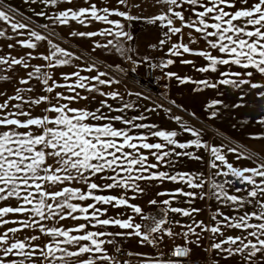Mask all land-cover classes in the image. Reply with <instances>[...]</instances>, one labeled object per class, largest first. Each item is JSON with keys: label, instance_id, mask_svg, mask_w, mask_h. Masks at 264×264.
<instances>
[{"label": "snow or ice", "instance_id": "snow-or-ice-1", "mask_svg": "<svg viewBox=\"0 0 264 264\" xmlns=\"http://www.w3.org/2000/svg\"><path fill=\"white\" fill-rule=\"evenodd\" d=\"M31 2L35 3L37 0ZM39 2L45 7L57 8L61 3H71V0ZM163 2L169 5L167 12L150 18L133 17L128 12L121 11L119 7L98 6L94 0H85L86 6L75 9L57 8L51 16H47L44 11L35 15L46 17L56 25H68L75 21L87 26L97 21L113 26L93 32L73 31L70 35L113 37L105 44L96 42L94 48L111 47L121 55L127 51L121 40H131L132 36L124 30L120 20L110 19L111 16L129 21L146 19V22L152 24L159 22L161 27L168 29L163 34L164 38L159 41L160 46L169 43L172 36L178 35V41L171 44L167 55L182 57L184 54H191L206 60V64L196 68V71L216 73L221 65H236L244 70L251 68L264 77V0ZM116 4L127 6V0H116ZM185 11L189 12L187 18ZM176 20L180 21L179 27L175 25ZM0 22L9 25L15 34L8 36L6 30L0 28V38L12 40L15 37H26L15 39V44L9 43V49L16 45L36 49L37 42L47 40L46 36L31 28L29 24L18 20L13 10L4 5L2 0ZM184 28L190 29L188 43L183 42ZM192 32L205 41L207 48L190 47V44L198 42L192 38ZM48 44V55L41 54L39 57L47 62L45 65H31L29 61L36 58L32 52L19 58L0 56V80H9L10 77L5 73L15 66L31 68L27 77L19 80V84L29 85L30 81L35 79L47 93L29 97L25 93L32 92L31 87L17 88L14 95L6 96L3 102H0V202H16L15 206H0V264H118L107 253L105 245L113 243L108 237L136 236L141 238V242L154 243L149 239L151 233H163L173 241L182 238L185 243H174L173 260H145L141 264H181V258L190 252L187 247L190 243L188 237L196 234L197 229L210 232L213 237H223L211 244L212 250L226 253L229 257L239 256L240 264H264V160L244 153L236 147H228L227 151L235 153L238 160L249 159L255 164L253 167L238 168L228 162L222 151L223 145L212 146L202 142L200 132L186 124H181V128L190 132L196 139L181 143L175 139L178 135L176 131L152 130L156 125L138 123L137 121H143L146 117L124 115L126 110L134 107L132 103L124 102L122 106L115 108L108 103V99L123 101V97L117 91L104 92L101 89L100 86L119 83L112 79H103L102 77L108 75L106 72L97 70V74L91 77L82 76L80 71L62 73L65 83H58L46 69L70 65L73 59L81 57H76L74 53L51 40H48ZM213 50L218 55H213ZM174 62L169 58L151 66L166 69ZM181 63L193 64V61L182 59ZM84 70H96L95 63ZM253 74V71H223L219 72L222 78L216 82L207 79L194 81L191 77L181 78L172 72L165 75L169 78L176 76L180 83H195L198 85L197 90H200L199 86L216 88L218 85L264 88V84L251 81ZM57 88H66L72 94L65 95L56 91ZM78 89L89 93L96 92L105 99L99 101V107L95 110L71 107L72 102L89 99L82 96ZM54 92V97L48 95ZM135 95L139 96L140 93ZM259 95L264 97V92ZM0 96H5V93L0 92ZM61 100L68 103H60ZM217 103L219 101H212L208 107ZM41 104L48 105L44 114L33 116L30 109ZM105 108L107 113L103 111ZM113 112L118 114L111 115ZM215 115L213 112L212 116ZM173 119L177 122L181 120L178 116ZM115 122H120L124 127L117 128ZM258 123L264 125V117H261ZM136 129H146L148 132L136 134ZM150 136L160 138L162 142H148ZM192 146L207 149L211 154L209 168L213 171L207 177L203 173L170 174L161 170L163 166H173V156L201 159L188 151H176L177 148L186 150ZM149 157L155 162H151ZM141 181H170L191 189L178 187L172 191L160 192L157 195L167 196L168 199L149 201L151 205L159 203L165 206V218L155 220L149 233H143L142 225L135 223L132 216H107L109 207H127L144 218L141 207L130 203V200L144 191L140 186ZM74 183L79 186H74ZM53 187H57V190H52ZM113 189L122 190L121 194H105ZM197 189L199 192L195 191ZM128 191L134 195L129 197ZM179 197L186 198L184 202L190 207H172V202ZM197 198L214 199L236 214L226 215L217 208L212 215L214 223L211 225H206L203 221H192L182 226L186 231L179 233L163 227L168 222V212L190 218L198 213L200 209L191 207ZM87 201L91 202L85 203ZM9 216L14 218L8 219ZM68 219L83 222L72 227L60 224ZM48 221L54 222L53 226H49ZM9 224L15 226L7 227ZM107 226L127 231L113 233L92 230ZM225 228L238 230L239 234L224 237ZM27 231L39 234L24 235L23 238L17 235ZM42 236L49 239L43 244L36 243ZM160 240H163V236H160Z\"/></svg>", "mask_w": 264, "mask_h": 264}, {"label": "crops", "instance_id": "crops-1", "mask_svg": "<svg viewBox=\"0 0 264 264\" xmlns=\"http://www.w3.org/2000/svg\"><path fill=\"white\" fill-rule=\"evenodd\" d=\"M19 3L15 6L16 10H26L31 16V22L34 27V30L40 32L41 29H44V25H48L46 29L56 34L60 37L64 43L61 45L55 40H51L53 43L60 45L66 50L75 54L76 57H81V59H73L70 65L59 66L55 69H46L49 74L55 79L58 83H65L62 78V73H72L74 71H80L82 76H95L97 70L101 72H106L108 75L102 77L103 79H112L119 81V83H113L110 86H100L104 92L117 91L123 97V101L120 100H111L108 99V103L111 104L114 108L122 106V103L128 102L132 103L134 107L132 109L126 110L124 115L128 117L140 116L143 115L146 117L143 121H137L138 123H147L150 125H156L155 129L152 130H164V131H176L178 133L177 139L178 142L186 143L193 139H196L190 132H185L181 128V124H186L193 129L200 132V139L202 142H206L212 146H221L223 145L222 151L225 155L229 156V162L232 163L235 167L244 168V167H253L255 164L245 162L244 158L237 159L235 153H230L227 151L228 147H236L242 152L246 153L247 149L250 148L255 150L259 155H263V146H264V125L258 123V120L263 115L264 109V98L255 99V103H252L251 100L253 97H235L231 95L233 90L241 92L242 90H247L248 85H243L240 88H235L230 85H218L216 88H205L199 86L200 90H197L198 85L195 83H180L176 76L171 78L167 77L165 74L167 72L176 73L177 76L191 77L194 81L199 80H210L211 82H216L221 79L219 72L230 71L234 72L232 68H240L236 65L230 66H219V70L216 73L207 72L201 73L196 71V68L204 66L206 60L203 57L184 54L182 57H170L167 55L168 49L172 43L178 41V35L171 37L169 43L164 44L163 46L159 45V41L164 38L163 34L168 31L166 27H161L160 23L156 24L146 22V19H138L129 21L122 17L111 16L110 19L120 20L124 25V30L128 32L131 36V40H121L124 48L127 49L124 55L116 52L114 48H94L96 42L105 44L108 39H113L110 36H95V37H80V36H71L70 33L73 31L77 32H93L99 31L102 28L113 27L106 25L102 22L94 21L87 26H82L75 21L70 22L68 25H56L53 24L46 17H41L35 15L40 11H44L47 16L53 15V13L59 9L64 8H79L86 6L85 0H71V3H61L57 8L51 6L45 7L42 3L37 0L33 3L31 0H17ZM98 3V6H109V7H119L121 11L128 12L133 17H142L150 18L161 12H167L169 5L163 2V0H127V6H121L116 4V0H94ZM187 9V5L184 6ZM179 10V9H178ZM189 12L185 11L186 18L188 17ZM175 25L180 26V21L176 20ZM2 26H5V23L2 22ZM1 26V27H2ZM189 32L190 29H183V42H189ZM41 33V32H40ZM42 34V33H41ZM43 35V34H42ZM26 37H16V39H23ZM192 38L196 39L198 42L190 44V47L193 49H205L207 45L203 39L199 37L198 34L192 32ZM47 39L45 41L37 42L38 46L36 49H26L16 45L18 52H15L13 57L19 58L20 56L25 55L28 52H32L33 58L29 61L31 65H45L47 62L43 59H40V55H48L50 45L48 44ZM156 47H153V46ZM213 55H218L217 52L213 50ZM127 57H130L128 59ZM147 58V59H145ZM173 59L175 62L172 65H169L168 68L154 67L156 70V76L159 81V87L156 93L153 96L145 95L137 90L130 89L123 81L125 72L128 70L135 69L140 71L146 66L159 64L162 60ZM191 60L193 64H182L181 60ZM137 62V63H134ZM95 63L96 70L92 72L85 71L87 67ZM32 69H24L22 66H15L12 69L11 73L15 74V81L18 87L19 78L27 77V72ZM241 69L239 72L248 71ZM246 78V77H244ZM75 79V78H73ZM32 92H29L31 97H35L41 94H47L43 91V87L35 79L30 81ZM29 83V84H30ZM51 83V81L49 82ZM94 83V81H93ZM23 86V85H21ZM24 88V86L22 87ZM56 91L63 92L65 95H71L66 88H57ZM78 92L82 96L89 97L88 100H78L70 104L71 107L75 108H87L89 110H95L99 107V101L105 99L101 97L98 93L93 92L89 93L83 89H78ZM132 93L133 95H129ZM135 93H140L139 96ZM51 97L55 96V92L48 94ZM95 97V99H92ZM212 101H219L213 107H208ZM53 102H55L53 100ZM174 102V103H173ZM60 103H68V101L61 100ZM48 107L47 104H41L39 106H33L30 111L33 116H40L44 114V109ZM146 109H155L154 111H146ZM251 109L255 112H252ZM170 110V111H169ZM105 113L108 110L105 108L103 110ZM215 112L216 115L212 116V113ZM111 115H116L118 113H110ZM254 119H249L255 115H259ZM49 115H55L54 113H49ZM180 117V122H177L173 117ZM117 128L124 127L120 122H115ZM146 129H136L134 133H146ZM236 141L241 146L232 145V141ZM218 141V142H217ZM148 142H162L160 138L149 137ZM250 145V147H249ZM243 146V147H242ZM147 151V150H145ZM176 151H188L191 152L194 156L208 155L211 157L210 152L207 149L200 148L197 149L195 146H192L189 149L181 150L176 149ZM151 162H155L149 157ZM179 159L181 157H172L174 164H179ZM212 159V157H211ZM52 161L50 160L49 163ZM198 168L201 170V167L204 165L203 162L197 161ZM167 166H163L161 170L168 171ZM210 174L211 170L209 168V162L206 167ZM183 171V167L179 168ZM193 170V169H189ZM203 170V168H202ZM197 174V173H196ZM207 177L206 175H204ZM220 179V178H217ZM74 186H79L74 183ZM141 188L144 191L136 195L135 199L130 200V203L136 204L141 207L143 217L132 212L130 208H108L107 216L114 217L120 215L121 218H127L132 216L135 223L142 225L141 231L143 233H149L150 228L154 226L155 220L165 218L164 217V208L162 204L151 205L149 201L157 200L162 201L163 199H168L167 196L157 195L160 192L172 191L178 187H184L185 185L173 183L170 181H141ZM52 190H57V187H53ZM122 190H109L105 194H121ZM199 192V190H195ZM129 197L133 196L134 193L131 191L127 192ZM186 198L179 197L177 200L173 201L172 207H182L188 208L189 204L184 202ZM87 201L85 203H90ZM15 200H10L7 202H0V206L5 204H11L15 206ZM191 207L200 209L198 213H195L191 218L184 217L177 213L168 212L167 214V223L163 225L165 229L171 228L173 232L179 233L181 231H186V228L182 226L192 223V221H203L206 225H211L214 223L212 220V215L217 208H220L222 212L226 215H234V211L228 207H225L219 204L214 199H205L201 200L199 198L195 199L191 204ZM8 219H13L14 217H7ZM219 219V217L217 218ZM83 221H73L71 219L61 221L60 224L65 227H72L77 223H82ZM49 226H53L52 221L47 222ZM15 225L9 224L7 227H13ZM59 226V225H57ZM2 230V229H0ZM92 230H101L106 232H123L127 230L119 229L115 226H107L103 229L96 228ZM224 237L226 236H235L238 235V230L225 228L223 229ZM39 234L33 231H27L24 233H18L17 235L23 238L24 235H33ZM160 236H163V240H160ZM223 237L216 236L213 237V234L210 232H201L200 229L196 230V234L189 235L187 247L190 249L189 256L192 260H197L203 264H240L239 256L229 257L226 253L219 251H214L211 249V244L216 242ZM49 238L42 236L41 240L36 243L43 244ZM107 239H112L113 243L111 245L106 244L107 253L112 258L118 252H126L129 255V258L125 264H141L145 260H156L160 259L166 261L165 258L169 252L172 251L174 243L177 245H183L185 243L184 239L177 238L173 241L172 238H169L163 233H151L149 236L150 240H153L154 243H149L147 241L141 242L140 237L136 236H115L108 237ZM227 247V245H225Z\"/></svg>", "mask_w": 264, "mask_h": 264}, {"label": "rangeland", "instance_id": "rangeland-1", "mask_svg": "<svg viewBox=\"0 0 264 264\" xmlns=\"http://www.w3.org/2000/svg\"><path fill=\"white\" fill-rule=\"evenodd\" d=\"M2 3L4 5H6L8 8H11L14 12V14L16 15V18L18 20H21V22H24L26 24H29L30 27H34L32 22H31V16L29 15V13L26 10H16L15 6H17V4L19 3L17 0H2ZM2 26V22H0V28H3L6 30V33L8 36H14L15 34L11 31L10 26L5 24V26ZM40 32L47 37V39L50 40H55L56 42L60 43L61 45H64L62 39L60 37H58L56 34L49 32L46 28L41 29ZM16 39V37H15ZM15 39L9 40L6 38H0V56H14L15 52H18L17 48L14 47L12 49H9L7 47V45L9 43H13L15 44ZM234 69V72H239L241 70V68H232V70ZM248 71H253L254 74L253 76L250 78L252 82L254 83H261L264 84V77H262L259 73L255 72L253 69H249ZM11 70H8L5 74L8 75L10 77L9 80H0V92L5 93V96H0V102H3V100L6 98V96H11L15 94V90L17 88H22L24 86V88L27 87H31V83L29 85H17L18 83H16L15 81V74L11 73ZM22 76L19 78L21 79ZM26 78V77H25ZM247 78V77H246ZM136 90V89H133ZM138 91V90H137ZM140 92V91H139ZM264 92V88H257V89H252L249 85L247 90H242L241 92H238L236 90H233L231 95H235V97H253V99L251 100L252 103H255V99H261L262 97L259 95V93ZM143 93V92H141ZM145 94V93H143ZM26 96H30L29 92L25 93ZM148 96H153V95H149V94H145ZM264 98V97H263ZM252 112H255L251 109ZM263 115H264V109H263ZM260 116L259 115H255L254 117L249 119H254L256 117ZM218 142V141H217ZM232 145H236V146H241L239 144H236L238 142L236 141H232L231 142ZM243 147V146H242ZM250 147V145H249ZM247 154L252 155L254 157H257L260 160H264V146H263V155H259L255 152V150H252L250 148L247 149ZM201 157V159L197 160V159H193L189 156H183V159H179V164H174L172 167L169 168V173H175V172H189V173H203L204 175L207 176V174L209 173L206 169L207 167V163L211 161V157L208 155H202L199 156ZM226 158L229 162V156L226 155ZM197 161L203 162L202 164L204 165L203 167H201V170H199L198 168H200L198 166ZM245 162L248 163H253V160H249V159H245ZM230 163V162H229ZM183 167V171L179 170V168ZM203 168V170H202ZM189 169H193V170H189Z\"/></svg>", "mask_w": 264, "mask_h": 264}, {"label": "built area", "instance_id": "built-area-1", "mask_svg": "<svg viewBox=\"0 0 264 264\" xmlns=\"http://www.w3.org/2000/svg\"><path fill=\"white\" fill-rule=\"evenodd\" d=\"M124 83L130 89H136L145 94L154 95L159 87V81L156 76V70L152 66H146L140 71L136 70H128L125 72L123 77ZM129 258L128 253L126 252H118L113 260L117 261L118 264H125ZM172 251L168 253L165 260L170 261L173 260ZM181 264H203L200 261L192 260L189 256V253L186 254L183 258H181Z\"/></svg>", "mask_w": 264, "mask_h": 264}]
</instances>
